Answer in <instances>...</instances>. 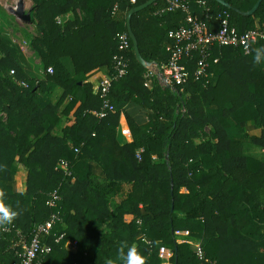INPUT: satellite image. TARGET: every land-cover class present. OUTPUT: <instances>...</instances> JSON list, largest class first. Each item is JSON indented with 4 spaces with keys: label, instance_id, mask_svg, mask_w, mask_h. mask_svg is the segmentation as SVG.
<instances>
[{
    "label": "trees",
    "instance_id": "16d2710c",
    "mask_svg": "<svg viewBox=\"0 0 264 264\" xmlns=\"http://www.w3.org/2000/svg\"><path fill=\"white\" fill-rule=\"evenodd\" d=\"M32 1L38 32L30 45L43 74H29L0 35V192L17 214L12 231L0 233V264L20 262L21 239L30 241L54 213L61 220L43 238L52 251L41 264H124L131 247L144 264H163V246L175 252L172 264H199L177 230L202 241L203 264H264V160L246 151L250 143L264 149V60L255 62L264 42L249 55L214 46L199 80L198 56L186 58L190 77L181 92L157 78L146 85L148 69L130 37L128 72L111 82L102 117L104 97L88 77L105 66L115 73L118 34L129 33L128 13L148 0ZM187 1L201 19L227 11L240 31L264 26V1L252 16L215 0L205 8ZM224 1L242 12L258 2ZM165 3L132 17L142 56L158 64L171 57L170 33L186 25L181 10L156 14ZM131 102L147 108L149 119L139 124L126 115L132 137L123 141L121 118ZM249 121L257 132L247 131ZM19 164L28 169L24 192L14 191ZM54 192L61 199L51 207ZM70 239L76 251L66 248Z\"/></svg>",
    "mask_w": 264,
    "mask_h": 264
},
{
    "label": "built area",
    "instance_id": "2783aa9c",
    "mask_svg": "<svg viewBox=\"0 0 264 264\" xmlns=\"http://www.w3.org/2000/svg\"><path fill=\"white\" fill-rule=\"evenodd\" d=\"M138 0H131L136 4ZM165 5L156 11V14H164L166 12H175L181 10L186 14V25L174 30L170 33L174 43L169 45L171 57L166 63H155L148 69L146 78L151 80L157 78L163 87H181V92L185 91L184 85L190 77V71L184 63L186 58L198 56L196 78L199 80L206 76L210 67V59L214 46H231L240 48L245 54H251L254 48L264 42V26L258 25L252 29L240 31L237 26L231 22L229 12H222L217 15H212L205 11V18H199L191 9V5L187 0H165ZM200 6L205 8L207 5L205 0H198ZM205 10V9H204ZM207 10V9H206ZM61 23L62 18L58 19ZM119 52L114 56L115 73L102 84L98 89L101 90L104 97V110L97 113L100 116L106 115V108L109 106L108 94L110 92L111 82L124 77L129 68L130 60L128 52L130 50V35L127 32L118 34ZM15 71L13 70L12 73ZM49 72L53 73V68H49ZM185 111V108L183 109ZM122 130L123 135L132 137L130 127H125ZM144 149L138 151V157L141 159V153ZM65 163V162H64ZM67 166L68 164L65 163ZM61 199L57 192H54L48 205L56 207L57 202ZM61 220V217L54 213L50 220L39 225L35 231L33 238L28 241L24 238L20 241L22 252L19 253L21 261L14 264H41L43 258L52 251V247L43 241L44 236L51 233L54 225ZM12 228H0L1 232H11ZM176 235L180 243H190L194 245L195 253L200 260L199 264H203L206 259V253L202 241L190 240L191 235L189 230H177ZM64 238L61 235L57 241L60 242ZM66 248L70 251L78 249L77 240H67ZM160 257L163 263H172V258L175 252L168 247L160 248Z\"/></svg>",
    "mask_w": 264,
    "mask_h": 264
},
{
    "label": "rangeland",
    "instance_id": "374dc122",
    "mask_svg": "<svg viewBox=\"0 0 264 264\" xmlns=\"http://www.w3.org/2000/svg\"><path fill=\"white\" fill-rule=\"evenodd\" d=\"M25 1L26 10L31 12L34 7L32 0ZM18 2L19 0H0V35L5 44L9 46L8 48L17 54L22 63L29 68V73L40 76L43 74L40 58L30 45L38 30L35 23L25 22L11 13L10 9L16 7ZM253 128L250 126V129ZM253 133L255 132L253 131ZM120 136L122 140L125 139L122 133ZM246 151L264 160L263 148L250 143Z\"/></svg>",
    "mask_w": 264,
    "mask_h": 264
},
{
    "label": "crops",
    "instance_id": "0c3cea01",
    "mask_svg": "<svg viewBox=\"0 0 264 264\" xmlns=\"http://www.w3.org/2000/svg\"><path fill=\"white\" fill-rule=\"evenodd\" d=\"M21 63H22V61H21ZM22 64L26 68V70L28 71L29 68H27L24 63H22ZM32 75H34V74H32ZM110 76H111L110 69H109V67L105 66V67H102L99 70L95 71L94 73H92L88 77V79L91 83H93L95 90L98 91V89L102 86L103 83H105L110 78ZM154 80H155V78L151 79V80L147 79L146 85L150 88L153 87ZM169 88H171V87H169ZM62 93H63V89L61 87H58L52 95V100L54 102H56ZM126 115H128L130 118H132L133 120H135L139 124H144V123L148 122L149 110L147 108H144L143 106L139 105L138 103H135V102L129 103L125 108V112L122 114L121 129H123L125 127H129ZM250 126H253L254 128L250 129ZM59 129H60V127H59ZM246 129L249 132H253V131L257 132L256 125H255L254 121H249L247 123ZM120 132L122 133V130ZM125 140L130 141L131 137L129 138V137L125 136V139H123V141H125ZM95 171L99 175H101V176L103 175L102 170L100 169L99 166H95ZM27 177H28V169L23 164H19L18 169H17V173L14 177V191H16V192L26 191V189H27ZM163 264H165V263H163ZM168 264H172V263H168Z\"/></svg>",
    "mask_w": 264,
    "mask_h": 264
},
{
    "label": "water",
    "instance_id": "95a60500",
    "mask_svg": "<svg viewBox=\"0 0 264 264\" xmlns=\"http://www.w3.org/2000/svg\"><path fill=\"white\" fill-rule=\"evenodd\" d=\"M159 1L160 0H148L146 3L139 5V6H136L133 9H131V11L128 13V17H127L128 32H129V35L132 38L133 43H134L135 56H136L138 62L141 65H143L146 69H149L154 64V62L148 61L142 56V53H141L140 47H139L138 38H137L136 34L134 33L133 28H132V17L135 13H138L140 11L145 10L148 7L152 6L153 4H155ZM215 1L221 3L222 5L230 8V9H234L235 11H237L238 13H240L244 16H252L258 11L260 5L262 4V2L264 0H258L256 5L250 11H247V12H242L239 9L234 8L231 4L227 3L224 0H215ZM10 11L12 14L18 16L23 21L29 22V23L31 22V18H32L31 12L30 11L28 12L26 10V1L25 0H19L17 6L14 8H11Z\"/></svg>",
    "mask_w": 264,
    "mask_h": 264
},
{
    "label": "clouds",
    "instance_id": "9594fccd",
    "mask_svg": "<svg viewBox=\"0 0 264 264\" xmlns=\"http://www.w3.org/2000/svg\"><path fill=\"white\" fill-rule=\"evenodd\" d=\"M262 60H264V47L257 49L255 56L256 63H260ZM3 198L4 193L0 192V228H5L7 225H10L17 215L3 204ZM109 264H111L110 261ZM124 264H144V260L137 253L135 247H131L128 249Z\"/></svg>",
    "mask_w": 264,
    "mask_h": 264
}]
</instances>
